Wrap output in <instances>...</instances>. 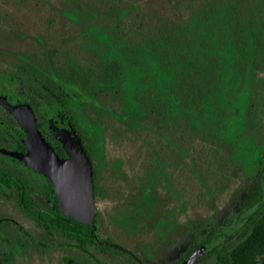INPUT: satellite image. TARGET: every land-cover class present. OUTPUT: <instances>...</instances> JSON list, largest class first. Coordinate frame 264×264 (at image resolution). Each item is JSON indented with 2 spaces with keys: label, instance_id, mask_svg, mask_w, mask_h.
<instances>
[{
  "label": "rangeland",
  "instance_id": "374dc122",
  "mask_svg": "<svg viewBox=\"0 0 264 264\" xmlns=\"http://www.w3.org/2000/svg\"><path fill=\"white\" fill-rule=\"evenodd\" d=\"M35 1L0 0V94L81 155L72 114L98 147L103 186L157 190V222L140 223L157 262L213 237L183 262L212 264L207 249L239 240L244 198L264 169V0L253 10L243 0H77L91 17L78 23L63 13L76 0ZM22 54L59 68L74 93L68 105L21 72ZM114 59L122 80L92 81Z\"/></svg>",
  "mask_w": 264,
  "mask_h": 264
},
{
  "label": "flooded vegetation",
  "instance_id": "af4514ba",
  "mask_svg": "<svg viewBox=\"0 0 264 264\" xmlns=\"http://www.w3.org/2000/svg\"><path fill=\"white\" fill-rule=\"evenodd\" d=\"M14 1L20 4L19 7L36 2ZM73 3L76 4L75 10L63 11L66 19L78 23L84 16L91 18L81 9V1L76 0V3L75 1ZM38 6L32 5L33 9H37ZM1 24L3 25V21L0 16ZM130 49L122 51L125 59H130L124 52L125 50L129 52ZM133 51L137 54L135 50ZM11 56L16 55L13 53ZM31 56L20 55L21 72L57 103L62 106L68 105L74 93L66 87L67 81L59 68L52 66L50 71H45L39 63L32 62ZM93 71L92 81L98 82L95 77L96 71L100 70ZM51 83L61 87L62 93L59 98L50 90L51 88L55 90ZM56 92L59 94L61 91ZM98 93L96 90L95 96L98 99L107 98ZM10 94L14 95L12 91ZM13 99V96L6 97L0 94V264H162L157 262V244L153 243L155 250L152 252V249L147 248V244L152 241L140 237L141 231L146 227V224H140L141 222L146 219L149 222L154 220L153 224L157 222V190L153 191L152 197L149 193L145 197L142 195L141 187L135 192V188L121 191L114 185L103 186L100 169L102 162L98 159V147L92 140L88 141L78 120L69 114L68 123L76 132L83 154L90 165L92 208L86 216L78 219L67 215V204L58 193L51 174L27 159L31 144L30 126L35 129L38 139L44 143L50 155L67 160L72 154L63 144L56 142V135L47 134L45 123L39 120V117L34 119L29 114L31 107L28 106L27 111L24 109L25 112H16L15 103H11ZM8 102L10 107L5 105ZM106 115L110 120L111 116L107 111ZM122 117L129 119V114L124 113ZM258 181L262 182L264 191V169L260 170L244 198L241 209L244 226L249 214L245 209V203ZM116 201H120V208ZM155 232L157 234V230ZM212 240L213 237L193 245L181 257L182 259L168 264H183L185 260L190 261L193 255L198 254L200 246L209 244ZM223 245L225 244L207 249L205 256L210 257L212 251Z\"/></svg>",
  "mask_w": 264,
  "mask_h": 264
},
{
  "label": "trees",
  "instance_id": "16d2710c",
  "mask_svg": "<svg viewBox=\"0 0 264 264\" xmlns=\"http://www.w3.org/2000/svg\"><path fill=\"white\" fill-rule=\"evenodd\" d=\"M246 8L252 10L260 0H243ZM132 63H137V54L132 49L124 51ZM123 62L115 60L108 63L100 71H96L95 80L101 81L104 86L111 82L122 80L124 74ZM55 90L50 89L58 98L61 96V87L51 83ZM56 91H61L59 94ZM60 95V96H59ZM99 95V94H98ZM264 191L262 182L258 181L250 192L245 203L249 211L246 224L240 233L239 240L231 245H223L212 251V264H264Z\"/></svg>",
  "mask_w": 264,
  "mask_h": 264
},
{
  "label": "water",
  "instance_id": "95a60500",
  "mask_svg": "<svg viewBox=\"0 0 264 264\" xmlns=\"http://www.w3.org/2000/svg\"><path fill=\"white\" fill-rule=\"evenodd\" d=\"M31 127L30 154L27 159L47 170L62 200L67 204L66 214L77 218L86 216L92 208L90 165L84 154L60 160L50 155Z\"/></svg>",
  "mask_w": 264,
  "mask_h": 264
}]
</instances>
